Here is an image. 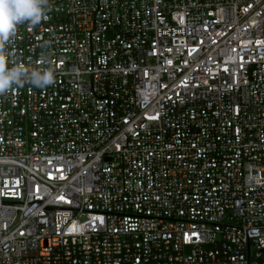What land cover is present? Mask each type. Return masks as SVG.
<instances>
[{"label": "built area", "instance_id": "obj_1", "mask_svg": "<svg viewBox=\"0 0 264 264\" xmlns=\"http://www.w3.org/2000/svg\"><path fill=\"white\" fill-rule=\"evenodd\" d=\"M0 96V264H264V0H51Z\"/></svg>", "mask_w": 264, "mask_h": 264}, {"label": "clouds", "instance_id": "obj_2", "mask_svg": "<svg viewBox=\"0 0 264 264\" xmlns=\"http://www.w3.org/2000/svg\"><path fill=\"white\" fill-rule=\"evenodd\" d=\"M51 0H0V96L26 86L46 89L55 84L56 73L51 68L29 69L18 63L10 51L19 27H35L49 20Z\"/></svg>", "mask_w": 264, "mask_h": 264}, {"label": "water", "instance_id": "obj_3", "mask_svg": "<svg viewBox=\"0 0 264 264\" xmlns=\"http://www.w3.org/2000/svg\"><path fill=\"white\" fill-rule=\"evenodd\" d=\"M264 252V251H263Z\"/></svg>", "mask_w": 264, "mask_h": 264}]
</instances>
